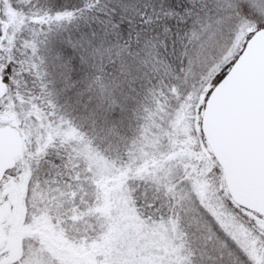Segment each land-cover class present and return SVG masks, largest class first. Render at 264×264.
Returning a JSON list of instances; mask_svg holds the SVG:
<instances>
[{"label": "snow or ice", "instance_id": "1", "mask_svg": "<svg viewBox=\"0 0 264 264\" xmlns=\"http://www.w3.org/2000/svg\"><path fill=\"white\" fill-rule=\"evenodd\" d=\"M0 264H264V0H0Z\"/></svg>", "mask_w": 264, "mask_h": 264}]
</instances>
